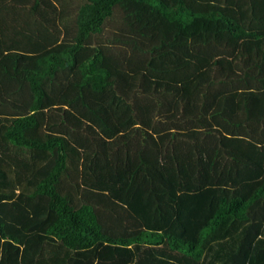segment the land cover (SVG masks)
Returning <instances> with one entry per match:
<instances>
[{
  "label": "trees",
  "instance_id": "1",
  "mask_svg": "<svg viewBox=\"0 0 264 264\" xmlns=\"http://www.w3.org/2000/svg\"><path fill=\"white\" fill-rule=\"evenodd\" d=\"M0 264H264V0H0Z\"/></svg>",
  "mask_w": 264,
  "mask_h": 264
}]
</instances>
